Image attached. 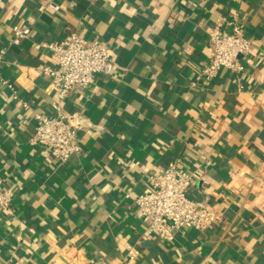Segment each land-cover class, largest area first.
Returning <instances> with one entry per match:
<instances>
[{
  "label": "crops",
  "instance_id": "1",
  "mask_svg": "<svg viewBox=\"0 0 264 264\" xmlns=\"http://www.w3.org/2000/svg\"><path fill=\"white\" fill-rule=\"evenodd\" d=\"M220 17L251 51L241 72L193 85ZM13 24L30 36L9 45ZM73 31L111 60L64 100L86 126L80 153L60 163L30 142L34 114L56 99L34 70L49 52L33 45ZM3 46L0 76L16 96L0 80V176L14 193L0 213V264H264V0H0ZM173 159L195 178L190 196L209 197L222 221L167 242L143 235L134 200Z\"/></svg>",
  "mask_w": 264,
  "mask_h": 264
},
{
  "label": "built area",
  "instance_id": "2",
  "mask_svg": "<svg viewBox=\"0 0 264 264\" xmlns=\"http://www.w3.org/2000/svg\"><path fill=\"white\" fill-rule=\"evenodd\" d=\"M50 6L55 11L59 9L58 5ZM11 31L9 45L19 44L30 36V28L25 24H13ZM207 39L210 56L196 72L193 85L208 86L223 68L234 73L241 72V58L251 51V41L244 35L242 27L236 23H226L223 17L208 29ZM33 46L49 52L52 63H41L34 70L38 75L48 77L56 99L52 102L50 113L37 111L34 114L35 128L30 142L43 146L51 157L63 163L80 153L78 133L86 126L82 113L65 110L64 100L74 87L89 85L98 73L103 72L111 57L108 48L98 39L87 38L74 31L62 40L39 41ZM7 48H0V63ZM0 80L14 92L12 83L1 76ZM14 94L16 96V92ZM21 105L29 108L24 99H21ZM4 181L5 178L0 176L2 214L10 211L14 195L12 189L5 187ZM194 184L192 172L180 168L175 159L147 175L146 190L134 200L145 237L154 236L170 242L184 229L202 231L222 221V212L209 197L195 199L190 196ZM138 256V248L128 245L125 253L127 261H134Z\"/></svg>",
  "mask_w": 264,
  "mask_h": 264
}]
</instances>
